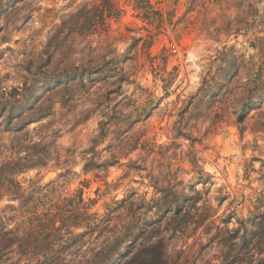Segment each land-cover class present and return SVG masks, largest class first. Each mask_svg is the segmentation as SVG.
Listing matches in <instances>:
<instances>
[{
    "label": "rangeland",
    "instance_id": "rangeland-1",
    "mask_svg": "<svg viewBox=\"0 0 264 264\" xmlns=\"http://www.w3.org/2000/svg\"><path fill=\"white\" fill-rule=\"evenodd\" d=\"M252 1L150 0L161 15L147 20L135 0H111V16L103 0H0V264H96L116 237L103 264L264 260L251 242L264 224ZM158 198L191 217L156 215ZM92 213L109 218L95 231Z\"/></svg>",
    "mask_w": 264,
    "mask_h": 264
},
{
    "label": "trees",
    "instance_id": "trees-1",
    "mask_svg": "<svg viewBox=\"0 0 264 264\" xmlns=\"http://www.w3.org/2000/svg\"><path fill=\"white\" fill-rule=\"evenodd\" d=\"M104 2L108 3L109 4V11H108V15L107 16H111L112 14H115V9L112 10V2L111 0H103ZM202 0H190V7H189V10H193L194 7H196L199 3H201ZM208 2L210 3H218L219 1L221 0H207ZM237 2V5H240L242 3H244L245 1H248V5H252L253 4V1L252 0H236ZM135 7L138 8L139 10H141L142 12V15H143V18H146L147 20L149 19V14L150 13H153L155 14V16L159 17L161 14L159 12L158 9H153V5L152 3L150 2V0H135ZM95 9H97V11L99 10V13L100 15L102 14L103 12V9H99L97 6L94 7ZM93 19H91L90 16H86L85 17V21H89V22H85L88 23V24H93ZM91 22V23H90ZM262 46V45H261ZM250 111V108H249V105H248V108L246 109L245 113H249ZM239 120H241V117L239 116L238 118ZM158 199L160 200V203H158ZM157 200H153L156 208H155V214L158 215V216H166L167 213H169L168 211H170V209L172 208V203L163 199V198H158ZM156 201V202H155ZM193 202V201H192ZM115 204H120L121 207H123L124 209L130 211L131 207L133 206V202L132 200H128L127 198H123L121 200H115L114 201ZM189 204H183V205H177L175 204L173 206V214L175 216L177 215H180L182 217H191L190 216V211L188 210L189 209ZM148 207H151V205H149ZM74 216H75V219H74V224L78 226V224H80L79 220L78 219V216H79V212L76 211L73 213ZM105 215H108V212L105 213ZM209 215H207L206 217L205 216H201L200 218H198L197 222H199L198 224H202L206 219H208ZM106 218V219H105ZM90 221L86 224V228L89 229V231H95V230H98V228L101 226L102 223H104V221L108 220L109 218H107L106 216H104L103 218H99L97 214L95 213H92L91 214V217L89 218ZM161 218H159L157 221H160ZM181 228L183 227H176L174 229L176 230H180ZM155 228L153 227V230ZM152 230V231H153ZM264 224H263V221H258L257 222V230L254 232V236L251 238V242H254V243H260L262 240H264ZM82 234H78L77 236H81ZM125 241V238H118L116 237L113 244L109 245L108 246V249L106 251V255L104 256V258L101 260V261H98V263L96 264H103V261H106L108 262V260L111 259V256L112 254L116 251V249H118L121 244ZM225 241H227V239L225 238ZM258 246V245H257ZM264 246V245H263ZM156 250V248H155ZM157 252V251H156ZM58 254L59 252H51L49 253L50 255L52 254ZM248 253V251H244V252H241V253H238V255L235 256V259L234 261L238 262V261H241L243 260L244 256ZM47 254V253H45ZM156 253H153L151 254V256L149 257V259H146V260H139V261H136L135 258H133L131 261H129L127 264H158L156 263V261H158L157 259H155ZM53 256V255H52ZM48 257H46L47 259ZM56 258V257H55ZM54 259V258H53ZM105 264H108V263H105ZM256 264H264V260H259Z\"/></svg>",
    "mask_w": 264,
    "mask_h": 264
}]
</instances>
